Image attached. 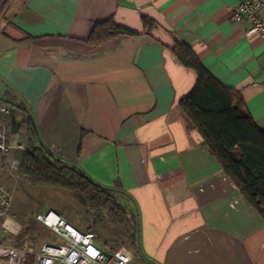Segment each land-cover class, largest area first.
I'll use <instances>...</instances> for the list:
<instances>
[{
    "label": "crops",
    "instance_id": "crops-1",
    "mask_svg": "<svg viewBox=\"0 0 264 264\" xmlns=\"http://www.w3.org/2000/svg\"><path fill=\"white\" fill-rule=\"evenodd\" d=\"M238 3L0 0V99L16 108L11 130L25 135L32 121L52 155L116 187L138 216L136 255L147 264H264V220L181 112L196 76L171 54L175 42L188 46L264 132V39L233 20ZM259 15L264 22V0ZM142 17L154 23L148 32ZM107 20L135 34L87 44ZM35 217L12 218L16 232L0 227L2 239L35 250L56 243Z\"/></svg>",
    "mask_w": 264,
    "mask_h": 264
},
{
    "label": "trees",
    "instance_id": "trees-1",
    "mask_svg": "<svg viewBox=\"0 0 264 264\" xmlns=\"http://www.w3.org/2000/svg\"><path fill=\"white\" fill-rule=\"evenodd\" d=\"M141 22L147 32L154 26L146 17ZM134 34L107 20L95 24L85 42L98 47L114 37ZM171 54L196 76L193 87L178 102L181 112L200 133L208 153L264 220V132L246 113L239 92L218 83L188 46L175 42ZM24 139L26 149L18 151L17 177L31 186L71 191L93 215H102L109 223H126L131 247L139 253L138 216L117 202L116 187L100 185L77 165L52 155L42 145L32 121L27 123Z\"/></svg>",
    "mask_w": 264,
    "mask_h": 264
},
{
    "label": "built area",
    "instance_id": "built-area-1",
    "mask_svg": "<svg viewBox=\"0 0 264 264\" xmlns=\"http://www.w3.org/2000/svg\"><path fill=\"white\" fill-rule=\"evenodd\" d=\"M263 0H239L237 9L232 15L236 23L250 22L246 35L260 34L264 39V22L259 15ZM12 106L0 99V174L2 167L8 164V175L14 174L18 168L17 159L8 160L12 151H23L26 143L13 134L8 118ZM12 207V195L0 178V227L16 232L15 228L6 224V219ZM36 220L54 233L58 241L41 245L37 250L32 249L27 241L12 245L0 238V264H128L132 254L125 248H117L105 252L95 246L91 235L84 233L67 222L57 213L49 210L38 214Z\"/></svg>",
    "mask_w": 264,
    "mask_h": 264
},
{
    "label": "rangeland",
    "instance_id": "rangeland-1",
    "mask_svg": "<svg viewBox=\"0 0 264 264\" xmlns=\"http://www.w3.org/2000/svg\"><path fill=\"white\" fill-rule=\"evenodd\" d=\"M0 98L4 99L5 96L0 94ZM14 109L16 108H12V111ZM13 134L18 135L15 136L16 138L22 137L24 135L23 128H14ZM18 154V151L10 152L8 160L17 159ZM7 167L8 164L3 165L0 174L2 183L12 195V209L9 211L6 224L10 225L8 222L12 221L13 225L10 226L14 228L15 223L12 218H18V215L20 216L22 213L27 217L32 215L35 217L37 213L43 214L51 210L61 215L80 231L91 235L95 246L101 250L112 252L120 247L125 248L132 254L131 261L128 264L146 263L137 258L135 251L132 249L126 223H109L102 215V217L93 215L87 205L79 200L75 193L55 187L31 186L27 181L14 174L8 175ZM115 198L125 211L130 210L125 204V198L119 192L115 193ZM46 231L49 233L51 230L46 228ZM7 232L14 233L9 230ZM4 236L5 233L0 229V238L2 239Z\"/></svg>",
    "mask_w": 264,
    "mask_h": 264
},
{
    "label": "water",
    "instance_id": "water-1",
    "mask_svg": "<svg viewBox=\"0 0 264 264\" xmlns=\"http://www.w3.org/2000/svg\"><path fill=\"white\" fill-rule=\"evenodd\" d=\"M49 211V210H48Z\"/></svg>",
    "mask_w": 264,
    "mask_h": 264
}]
</instances>
